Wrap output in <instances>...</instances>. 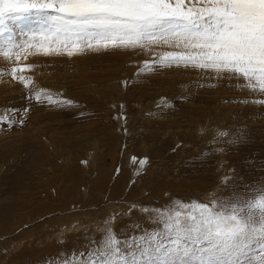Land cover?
I'll use <instances>...</instances> for the list:
<instances>
[{
  "label": "rangeland",
  "instance_id": "obj_1",
  "mask_svg": "<svg viewBox=\"0 0 264 264\" xmlns=\"http://www.w3.org/2000/svg\"><path fill=\"white\" fill-rule=\"evenodd\" d=\"M9 27L19 41L36 25ZM166 51L179 49L0 56V264H63L106 227L152 230L153 209L264 181V94L228 73L145 67Z\"/></svg>",
  "mask_w": 264,
  "mask_h": 264
},
{
  "label": "snow or ice",
  "instance_id": "obj_2",
  "mask_svg": "<svg viewBox=\"0 0 264 264\" xmlns=\"http://www.w3.org/2000/svg\"><path fill=\"white\" fill-rule=\"evenodd\" d=\"M9 21L36 27L17 41ZM154 46L179 51L146 61L149 71L158 63L228 73L264 94V0H0V56L9 60ZM30 68L11 72L15 78ZM19 80L25 87L32 83L23 76ZM42 92L35 94L37 101ZM44 99L58 102L51 95ZM152 212V230L121 238L106 227L87 253L63 264H264V181Z\"/></svg>",
  "mask_w": 264,
  "mask_h": 264
},
{
  "label": "bare ground",
  "instance_id": "obj_3",
  "mask_svg": "<svg viewBox=\"0 0 264 264\" xmlns=\"http://www.w3.org/2000/svg\"><path fill=\"white\" fill-rule=\"evenodd\" d=\"M7 85H10V84H7Z\"/></svg>",
  "mask_w": 264,
  "mask_h": 264
}]
</instances>
